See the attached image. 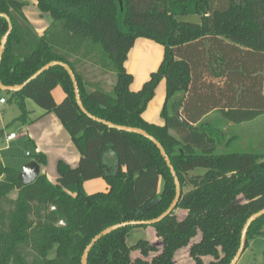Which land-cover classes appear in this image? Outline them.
Here are the masks:
<instances>
[{"label": "trees", "instance_id": "obj_1", "mask_svg": "<svg viewBox=\"0 0 264 264\" xmlns=\"http://www.w3.org/2000/svg\"><path fill=\"white\" fill-rule=\"evenodd\" d=\"M34 1L51 17L41 35L23 11L27 0H0V12L12 24L0 61L1 83L21 84L52 60L68 64L85 110L155 137L181 187L174 209L150 225L160 245L149 239L129 244V232L148 225L123 226L92 246L87 264H176L175 253L185 246L194 264H229L245 220L264 208V151H220L228 143L224 133L203 117L216 110L223 121L241 123L264 114V0ZM187 16L199 21L182 18ZM7 28L0 17V40ZM139 37L161 44L164 53L157 70L133 91V75L124 62ZM86 61L115 74L110 90L86 78L81 67ZM162 79L166 95L159 125L142 113ZM57 85L65 92L59 103L51 95ZM5 93V101L20 111L14 121L32 120L27 100L53 112L79 162L72 167L59 161L55 183L39 173L23 185L18 171L0 161V264H81L86 245L104 228L151 220L169 207L175 186L158 148L140 134L110 128L83 113L63 67L51 66L21 90ZM178 93L170 113L168 101ZM107 151L113 165L105 163ZM32 157L44 161L41 154ZM99 177L108 189L86 193L83 182ZM185 186L190 188L184 191ZM177 209L183 211L180 216ZM258 234H264V214L250 224L245 248Z\"/></svg>", "mask_w": 264, "mask_h": 264}, {"label": "crops", "instance_id": "obj_2", "mask_svg": "<svg viewBox=\"0 0 264 264\" xmlns=\"http://www.w3.org/2000/svg\"><path fill=\"white\" fill-rule=\"evenodd\" d=\"M27 2L28 4L30 3L32 5H36L34 0H27ZM36 14L39 16V18H34L33 24L35 27H33L36 32L41 35L43 34L46 27L50 24L51 17L48 13H41L40 11ZM44 16L48 17L49 20L46 19V21H44ZM194 21H199V17ZM163 53L164 48L161 44L143 37L135 39L133 46L130 48L127 58L124 62L125 69L133 75V80L129 86L131 90H137L141 85H143L145 81L149 79L150 73L157 70L163 59ZM51 95L54 101L59 103L65 97V92L60 85H57L51 91ZM165 95V80L162 79L154 90L153 98L148 102L146 109L142 113V117L147 122L159 125L164 123L160 116V111L165 100ZM1 97L5 99V97ZM28 102L29 100H27V108L30 111L29 118L32 120L21 124L20 135L23 136L25 141L30 145V147H32V156L34 154H41L43 156L44 161L38 162L40 165V173L44 174L51 183H55L59 175L57 170L58 162L63 161L69 166L75 167L79 162V152L75 147L69 133L66 131L61 121L53 112H44L37 106L35 107L33 105H29ZM203 121L213 122L222 131L225 128L224 124L231 126V122L228 123L223 121L220 114L216 110L203 117ZM0 129L3 130L1 125ZM9 133H4L3 130V135L0 138H3L5 141H7L6 135ZM17 136L18 135L16 134L14 139H16ZM31 159H33V157H31ZM104 160L107 165L114 164L115 161L111 151H107L105 153ZM83 189L86 193L88 191L91 192L98 189L107 190L108 184L104 178L99 177L84 181ZM145 230L147 233L153 232L154 238L149 237V240L152 243H160V240L156 236L153 227L152 229Z\"/></svg>", "mask_w": 264, "mask_h": 264}, {"label": "rangeland", "instance_id": "obj_3", "mask_svg": "<svg viewBox=\"0 0 264 264\" xmlns=\"http://www.w3.org/2000/svg\"><path fill=\"white\" fill-rule=\"evenodd\" d=\"M23 11L27 16L29 22L34 26V18H39L36 13L39 12L36 5L28 4L24 6ZM35 15V16H34ZM48 16V15H47ZM45 17V16H44ZM183 19L194 21L197 16L182 17ZM48 17L44 18L46 21ZM49 20V19H48ZM35 27V26H34ZM84 74L90 82L99 83L105 90H110L115 83V74L111 70L103 69L97 65H92L90 62H85L83 66ZM142 85L137 89L139 90ZM135 90V91H137ZM1 96L8 98L5 92L0 91ZM181 97V93L176 94L168 101V111H172V101H176ZM165 101V100H164ZM29 105L35 106L30 100ZM36 107V106H35ZM161 112V111H160ZM20 114L17 105L14 102L0 103V125L4 133L15 132L18 136L11 141H5L0 138V160L3 165L14 170L19 171L21 166L29 161L32 157V147L25 141L24 137L20 135L21 124L14 119ZM218 117V116H216ZM223 126V125H221ZM224 143L228 142L220 150L222 152H241V151H264V114L257 117L243 121L241 123H231V126L224 124ZM28 152L30 155H27ZM195 171H202L196 169ZM162 179L159 180L158 189L161 190ZM190 186H185L184 191L188 190ZM106 189L93 190L87 192L88 194L104 191ZM10 197H16V191L10 193ZM183 213L180 209L175 210V214L180 216ZM145 229H152V226L133 228L127 236V242L133 244L140 239L154 238L153 232H146ZM199 236L193 238L190 244L198 240ZM153 240V239H151ZM155 244V243H154ZM156 245H160L156 244ZM54 253L51 251V254ZM137 254L133 252V255ZM210 259L209 256L204 257L205 261ZM176 264H194L189 258L188 246L179 249L175 253ZM236 264H264V234L254 235L248 240L246 248L241 253Z\"/></svg>", "mask_w": 264, "mask_h": 264}, {"label": "water", "instance_id": "obj_4", "mask_svg": "<svg viewBox=\"0 0 264 264\" xmlns=\"http://www.w3.org/2000/svg\"><path fill=\"white\" fill-rule=\"evenodd\" d=\"M0 17L5 18V20L7 21V24H8L7 31L5 32V34L2 36V38L0 40V61H1L2 53H3L4 47H5V43L7 41V37H8V35L11 32V29H12V24H11L10 18L8 17L7 14L0 12ZM55 65H59V66L63 67L66 70V72L68 73V75L70 77V80L72 82V86H73V91H74L76 103H77L78 107L80 108V110L83 113H85L91 119H93V120H95L97 122H101V123H103L104 125H106V126H108L110 128H115V129H118V130H121V131L133 132V133L140 134L143 137L149 139L158 148V150L160 151V154L164 158V161H165L166 165L169 168V171H170V173H171V175L173 177L174 186H175V195H174V198H173L171 204L158 217H156L154 219H151V220H131V221H124V222L116 223V224H113V225H110V226L104 228L99 233H97L90 240V242L86 245L85 249L83 250L82 256H81V264H87V257H88V253H89L90 249L92 248V246L102 236L107 235L111 231L116 230V229H118L120 227H123V226H127V225H143V224L144 225H152V224L160 221L165 216H167L174 209V207L176 206V204H177V202H178V200L180 198L181 187H180V183H179L178 177H177V175H176V173L174 171V168H173V166H172V164L170 162L169 157L167 156V154H166L163 146L161 145V143L155 137H153L152 135H150L148 132H146L142 128L127 126V125H118V124L112 123L110 121H107V120H104V119L95 117L94 115L90 114L89 112H87L85 110V108H84V106H83V104H82V102L80 100L79 89H78V84H77L75 75H74L72 69L69 67L68 64H66V63H64L62 61L52 60V61L46 63L45 65H43L41 68H39L35 73H33L28 79H26L21 84L6 86V85H3L1 83V81H0V91L1 92H7V91L14 92V91H19L30 80L34 79L39 74H41L43 71H45L48 68H50L51 66H55ZM178 115H179V113H178ZM39 173H40V165H39V163H37V161H35L34 159H31V160L25 162L21 166V169L18 171V174H17V179L20 180L23 185H28V184H31L32 182L35 181V179L37 178V176H38ZM263 214H264V208L261 209V210H259V211H256V212L252 213L245 220V222H244V224L242 226V229H241L239 247H238L235 255L233 256V258L230 260L229 264H236L237 260L239 259L241 253L243 252V250L245 248L247 230H248L250 224L253 221H255L257 218H259L260 216H262Z\"/></svg>", "mask_w": 264, "mask_h": 264}, {"label": "built area", "instance_id": "obj_5", "mask_svg": "<svg viewBox=\"0 0 264 264\" xmlns=\"http://www.w3.org/2000/svg\"><path fill=\"white\" fill-rule=\"evenodd\" d=\"M5 99L4 98H0V103H4ZM16 137V133L15 132H10L9 134L6 135V140L10 141L12 139H14ZM27 155H29V153H27Z\"/></svg>", "mask_w": 264, "mask_h": 264}]
</instances>
